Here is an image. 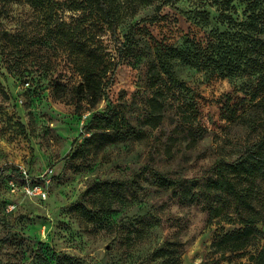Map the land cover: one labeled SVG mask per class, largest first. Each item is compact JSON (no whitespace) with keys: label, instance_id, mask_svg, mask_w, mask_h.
Listing matches in <instances>:
<instances>
[{"label":"rangeland","instance_id":"1","mask_svg":"<svg viewBox=\"0 0 264 264\" xmlns=\"http://www.w3.org/2000/svg\"><path fill=\"white\" fill-rule=\"evenodd\" d=\"M43 1L0 2V29L29 54L14 63L16 48L0 39V264H38L41 254L42 264H53L44 261L52 254L89 264H161L156 252L167 248L175 264H252L249 256L264 247V235L225 258L210 243L241 229L251 216L260 217L257 228L264 234V177L252 180V211L226 196L229 207L214 219L202 199L189 202L180 190L187 180L203 184L217 160L232 163L264 132V108L250 95L256 78L249 69L220 78L171 58L184 90L165 82L155 58V41L189 51L206 45L215 30H226L217 0H176L161 8L154 23L145 20L164 0H112L114 35L108 24L94 21L86 3L78 4L82 0ZM233 6L234 19L244 20L243 3L234 0ZM195 10L208 11L210 20L201 21ZM93 41L114 61L106 98L118 122L105 131L84 126L108 102L78 107L70 92L81 81L70 51ZM57 85L65 88L60 97ZM158 90L161 119L151 126L149 100ZM94 133L115 141L95 140L88 154L66 158ZM22 172L42 186L45 198L9 192V181L23 183ZM154 174L177 184L161 187ZM231 178L239 188L249 183ZM101 182L123 184L108 191V209L89 216L69 208L77 201L98 211Z\"/></svg>","mask_w":264,"mask_h":264},{"label":"trees","instance_id":"2","mask_svg":"<svg viewBox=\"0 0 264 264\" xmlns=\"http://www.w3.org/2000/svg\"><path fill=\"white\" fill-rule=\"evenodd\" d=\"M14 0H0L5 4ZM143 4L150 3L152 0H141ZM176 0H164L161 6L156 8L154 17L145 20L149 23L157 21L161 8L163 6L172 5ZM112 0H82L78 4L86 3L90 10V15L94 16V21H103L110 27L112 35L115 34V11L111 5ZM234 0H217V14L221 23H225L226 30H215L211 34V40L206 45H195L192 50L179 51L175 48L166 46L159 42L155 43V58L158 67V74L163 76L165 82L169 86L188 90L184 81L180 80L173 71L170 59L178 58L182 63L188 64L197 70L215 72L220 78L231 77L234 74L244 72L249 69L255 76L256 82L251 95V100L264 108V0H240L244 5L243 12L246 17L242 21H237L231 15L236 13L233 6ZM42 6L44 1L42 0ZM185 13V12H182ZM192 14L203 22L210 20V13L206 10H195ZM1 15V12H0ZM144 21V22H145ZM135 27L131 28V33L135 34ZM60 39L67 36H57ZM0 39L6 44L16 48L15 59L23 58L25 52L21 42L14 39L7 32L0 29ZM131 36L127 38L129 43ZM63 42V41H62ZM28 45V43H27ZM73 55V66L80 76L81 81L74 86L70 92L74 103L81 107L82 104L90 108H94L101 100H106L108 105L103 112H95L90 120L84 126V129L91 128L107 129L108 127L117 126L118 114L115 107L106 98V90L108 85L107 75L113 69L114 61L93 41L91 44L80 42L74 49L70 51ZM150 78H153L151 76ZM154 85V84H153ZM64 87L55 86L54 92L56 96H62ZM161 91H156L154 97L149 100L150 117L148 124L156 125L160 119V111L162 108ZM260 96V97H259ZM259 98V99H258ZM228 101V99H226ZM82 133L79 135L81 137ZM112 140L110 134H101L95 139V133L88 138H84L83 145L74 153L68 154L66 158L73 156H84L89 153V145L96 141ZM76 140L74 141V143ZM212 176L203 184H199L198 180L191 179L184 181L186 186L180 190L181 197L189 202H197L199 199L204 201L206 211L210 219H214L223 215L225 209L229 207L226 196L235 198L236 207L253 210L250 197L255 193V186L252 180L258 177H264V132L253 144L249 145L244 152L232 163H225L224 160H217L210 168ZM159 186L175 187L177 181H172L164 176L154 174ZM231 177L246 179L249 181L247 186L239 188L237 182ZM119 182H101L97 187L104 200L98 202L99 210L84 208L79 202H75L69 206L70 209L79 211L89 216H97L111 206L110 201L106 199L108 191L113 187H122ZM197 187L196 191H193ZM95 203V202H94ZM237 210V208H236ZM238 211V210H237ZM260 217L251 216L242 220L243 227L237 231L230 233H220L212 239L210 246L220 257L225 258L226 253H238L244 251L253 240L261 237L262 234L257 223ZM156 256L162 259L161 264H175L176 259L173 252L167 248L160 249L156 252ZM252 264H264V247L255 254L249 256ZM46 263L50 261L53 264H89L84 260L73 259L65 255L52 254L44 259ZM38 264H42V254L40 255Z\"/></svg>","mask_w":264,"mask_h":264},{"label":"built area","instance_id":"3","mask_svg":"<svg viewBox=\"0 0 264 264\" xmlns=\"http://www.w3.org/2000/svg\"><path fill=\"white\" fill-rule=\"evenodd\" d=\"M23 177V183L21 185H17L13 181L8 182V190L10 193H16L18 191L23 192L28 197H39V198H45L46 192L42 188L40 184H37L33 182L32 180H29L27 177V174L25 172H22ZM13 209V206H8L7 210L11 211Z\"/></svg>","mask_w":264,"mask_h":264}]
</instances>
